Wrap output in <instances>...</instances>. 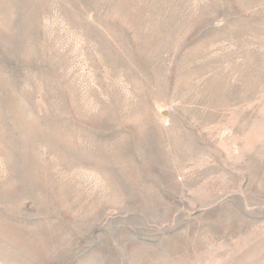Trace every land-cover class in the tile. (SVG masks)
<instances>
[{
	"label": "rangeland",
	"instance_id": "obj_1",
	"mask_svg": "<svg viewBox=\"0 0 264 264\" xmlns=\"http://www.w3.org/2000/svg\"><path fill=\"white\" fill-rule=\"evenodd\" d=\"M0 264H264V0H0Z\"/></svg>",
	"mask_w": 264,
	"mask_h": 264
}]
</instances>
